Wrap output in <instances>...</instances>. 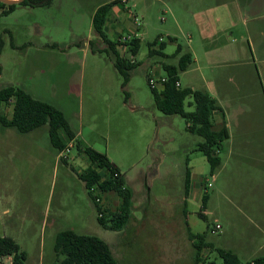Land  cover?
Masks as SVG:
<instances>
[{
	"label": "rangeland",
	"instance_id": "1",
	"mask_svg": "<svg viewBox=\"0 0 264 264\" xmlns=\"http://www.w3.org/2000/svg\"><path fill=\"white\" fill-rule=\"evenodd\" d=\"M109 1L18 4L0 15V87L21 86L61 109L79 145L106 154L121 170L132 191V217L121 231L98 223L96 209L78 177L89 160L76 146L63 161L49 141L46 126L20 133L0 125V237H10L21 246L26 252L24 264H51L55 236L64 229L104 239L120 264H193L186 224L212 245L201 256L216 264L221 263L216 248L231 249L243 263L264 254V232L250 228L264 217V176L255 170L250 152L236 148L237 142L227 138L217 150L220 165L211 171L206 157L196 149L202 138L187 131L181 116L163 114L155 107L147 81L150 73H164L161 64L148 57V43L161 37L166 54L173 53L176 43L187 50L197 32L192 12L209 7L212 0H147L149 10L135 9V0L124 3L128 7L118 3L119 12L128 14L117 21L111 13L104 30L114 40L128 34L133 38L135 33L140 39L138 64L124 87L129 94L126 100L112 61L103 53H92L88 45L95 37L92 14ZM6 29L16 44L25 46L12 48ZM166 33L176 42L169 41ZM52 42L59 43V48L47 46ZM124 42L118 46L121 54L128 48ZM101 44L97 41L95 47ZM242 44L247 45L245 38ZM176 61V57L169 59ZM195 67L190 63L180 72L181 87L203 89ZM252 76L256 77L255 70ZM188 102L190 97L185 109L193 110ZM0 111L10 117L12 105L3 104ZM213 120L217 127L215 115ZM186 163L191 178L188 195L184 191ZM207 182L212 186L204 188ZM204 191L208 194L205 207ZM100 199L110 211L120 202L112 191L102 193ZM216 225L219 228L212 232Z\"/></svg>",
	"mask_w": 264,
	"mask_h": 264
},
{
	"label": "trees",
	"instance_id": "2",
	"mask_svg": "<svg viewBox=\"0 0 264 264\" xmlns=\"http://www.w3.org/2000/svg\"><path fill=\"white\" fill-rule=\"evenodd\" d=\"M51 2L52 0H22L12 5H5L0 2V15L12 11L18 4L36 7L46 6ZM119 2L120 0H111L96 7L91 20L95 37L88 41V45L92 53H103L112 61L113 67L122 78L121 86L126 100L129 94L124 87L138 64L136 55L140 48V39L133 37L127 43L124 42L128 48L124 54H121L118 46L123 42L112 39L104 30L112 7ZM4 32L10 34V46L12 48L25 46V44L18 45L13 41L10 30L6 29ZM168 39L172 42L175 41V38L171 36H168ZM97 41L102 43L101 47H95ZM165 45V41L159 42L158 39L148 43V57L161 64L163 75L166 77V81L160 89L151 88L154 105L163 114L178 115L184 118L187 131L202 138L196 149L203 153L211 171H213L221 162L217 150L221 147L222 142L229 137L224 120L219 126L215 127L214 125V113L221 108L216 99L206 90L176 86L180 72L185 71L192 62V54L184 49L181 44L176 43L173 53L169 55L164 52ZM47 46L59 48L60 45L57 42H52ZM2 47L3 38L0 36V54ZM174 57L177 58L176 63L169 62V59ZM188 97L191 98L188 105L194 107L190 111L185 109V102ZM3 104L12 105L10 117L0 111V125L3 128L13 127L20 133H28L38 127L46 126L49 141L58 152L63 150L70 141L74 142L73 145L82 151L89 160V164L78 173V177L83 182L96 209L98 223L103 228L113 231L124 229L132 217V191L125 185L121 170L107 158L106 154L92 147H81L75 140L76 134L71 129L63 111L50 102L33 97L21 86L9 84L0 87V107ZM61 159L65 161L64 158ZM115 172L117 176H114ZM190 182V170L186 163L185 195H188ZM205 185L204 188H206ZM93 186L96 194L91 191ZM110 191L116 193L120 199L118 206L113 211L107 210L95 201L97 196ZM207 199L208 194L204 191L201 197L203 207L206 206ZM99 213H101L100 216ZM184 214L186 219V211ZM200 216L204 218L203 214ZM186 225L188 237L193 246V264H216L207 256H201L202 250L205 247H212V245L205 241L204 235L192 233L188 224ZM215 250L221 259L220 264H264V255L256 256L243 263L231 249L216 248ZM53 251L55 259L51 264H120L104 239L96 235L78 233L72 229H64L56 234ZM0 255H11V264H24L26 260V252L10 237H0Z\"/></svg>",
	"mask_w": 264,
	"mask_h": 264
},
{
	"label": "crops",
	"instance_id": "3",
	"mask_svg": "<svg viewBox=\"0 0 264 264\" xmlns=\"http://www.w3.org/2000/svg\"><path fill=\"white\" fill-rule=\"evenodd\" d=\"M149 3L135 0V9L149 10ZM121 8L116 4L111 9L117 21L128 14L120 13ZM192 14L197 32L189 37L187 50L192 54L191 63L196 64L203 90L221 108L214 113L217 126L225 121L228 139L237 142L236 148L250 152L255 170L264 176V0H212L209 7L197 8ZM206 18L209 22H202ZM244 38L246 46L242 44ZM253 70L256 77L252 76ZM236 90H242L244 97ZM261 210L264 212V208ZM261 217L251 224L253 231L264 232Z\"/></svg>",
	"mask_w": 264,
	"mask_h": 264
},
{
	"label": "built area",
	"instance_id": "4",
	"mask_svg": "<svg viewBox=\"0 0 264 264\" xmlns=\"http://www.w3.org/2000/svg\"><path fill=\"white\" fill-rule=\"evenodd\" d=\"M120 2H122L124 4V3H127V0H120ZM134 23L137 26L140 24L137 16L134 17ZM135 37H137V33H135ZM129 39H131L130 34H128L127 36H123L122 38L119 39V41L124 42V41H127ZM158 41L159 42L163 41V38L159 37ZM147 81H148V84L151 88H156L158 85H160L162 87L163 83L166 81V77L163 74L155 76L153 73H150L147 76ZM176 86H178V87L181 86L179 81L176 82ZM72 146H73V141H70L63 150L58 152L59 157H62V158L67 157V154L70 151V149L72 148ZM114 176H117L116 172L114 173ZM206 186L211 187L212 183L207 182ZM94 188H95L94 186L91 187V191L93 192V194H96L97 192L95 191ZM100 196H101V194L95 198V201L99 204H101ZM100 215H101V213H99V216ZM218 228H219V225H216L214 227V229L212 230V232ZM11 263H12V256L11 255H0V264H11Z\"/></svg>",
	"mask_w": 264,
	"mask_h": 264
},
{
	"label": "water",
	"instance_id": "5",
	"mask_svg": "<svg viewBox=\"0 0 264 264\" xmlns=\"http://www.w3.org/2000/svg\"><path fill=\"white\" fill-rule=\"evenodd\" d=\"M21 1L22 0H0V2L4 3L5 5L17 4V3L21 2Z\"/></svg>",
	"mask_w": 264,
	"mask_h": 264
},
{
	"label": "flooded vegetation",
	"instance_id": "6",
	"mask_svg": "<svg viewBox=\"0 0 264 264\" xmlns=\"http://www.w3.org/2000/svg\"><path fill=\"white\" fill-rule=\"evenodd\" d=\"M131 212H132V208H131Z\"/></svg>",
	"mask_w": 264,
	"mask_h": 264
}]
</instances>
